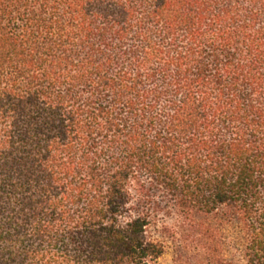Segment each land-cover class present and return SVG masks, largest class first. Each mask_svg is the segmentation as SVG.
<instances>
[{
  "label": "trees",
  "instance_id": "16d2710c",
  "mask_svg": "<svg viewBox=\"0 0 264 264\" xmlns=\"http://www.w3.org/2000/svg\"><path fill=\"white\" fill-rule=\"evenodd\" d=\"M264 264V0H0V264Z\"/></svg>",
  "mask_w": 264,
  "mask_h": 264
},
{
  "label": "rangeland",
  "instance_id": "374dc122",
  "mask_svg": "<svg viewBox=\"0 0 264 264\" xmlns=\"http://www.w3.org/2000/svg\"><path fill=\"white\" fill-rule=\"evenodd\" d=\"M164 232L165 252L155 264H206L207 254L196 245L195 237L188 235L186 225L178 218H167Z\"/></svg>",
  "mask_w": 264,
  "mask_h": 264
}]
</instances>
